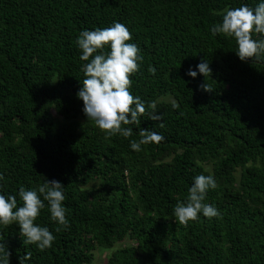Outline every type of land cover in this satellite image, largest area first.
<instances>
[{"label":"trees","instance_id":"1","mask_svg":"<svg viewBox=\"0 0 264 264\" xmlns=\"http://www.w3.org/2000/svg\"><path fill=\"white\" fill-rule=\"evenodd\" d=\"M258 2L0 0V192L58 180L68 220L41 211L35 223L55 236L44 251L0 226L10 264L26 252L27 264H96L98 249L112 251L105 264H264V56L241 61L234 38L210 31L226 8ZM116 21L143 56L130 91L163 115L146 107L122 125L127 139L88 121L77 98L79 33ZM202 60L211 74L187 76ZM144 130L163 139L131 150ZM201 174L216 180L205 203L220 217L181 224L174 207Z\"/></svg>","mask_w":264,"mask_h":264},{"label":"clouds","instance_id":"2","mask_svg":"<svg viewBox=\"0 0 264 264\" xmlns=\"http://www.w3.org/2000/svg\"><path fill=\"white\" fill-rule=\"evenodd\" d=\"M210 31L213 36L224 34L234 38L237 45L235 53L241 61L264 56V35L253 38L254 33L264 34V0H259L255 7L242 4L226 8L222 21L213 25ZM131 40L129 28L118 21L105 28L84 29L76 40L81 52L80 60L85 62L81 66L84 79L77 92V98L83 102L82 112L106 135L119 134L126 139L132 136L133 129L122 125L139 123L146 107L153 110L149 113L151 120H163V115L155 111V102L146 106L139 96H134L130 91V77L139 71L143 62L140 49ZM155 71L154 67L150 69L153 74ZM211 71L209 63L202 60L195 68L190 67L186 75L196 78L202 74L205 77ZM201 87L204 91H212L205 83ZM172 106L177 107L175 103ZM140 137L139 141L130 140L131 150L141 151L142 145L163 139L158 132L148 130L141 132ZM216 187L213 175L195 176L186 200L177 202L174 207L173 214L179 223L186 225L198 219V214L206 218H219L220 211L212 204L205 203L208 191ZM17 195L22 202L19 206ZM64 200V185L55 179H45L34 189L21 186L15 195L0 192V226L18 225L24 245L34 244L44 251L52 247L55 236L48 227L40 226L35 221L47 207L53 222L68 227ZM10 256L9 249L0 239V264H10ZM30 259L31 252H26L19 258V264H27Z\"/></svg>","mask_w":264,"mask_h":264},{"label":"rangeland","instance_id":"3","mask_svg":"<svg viewBox=\"0 0 264 264\" xmlns=\"http://www.w3.org/2000/svg\"><path fill=\"white\" fill-rule=\"evenodd\" d=\"M124 243L126 244H130L129 241H125ZM112 251H108V250H102V249H98L94 252L95 255V263L96 264H105L107 261V258L109 257L110 253Z\"/></svg>","mask_w":264,"mask_h":264}]
</instances>
